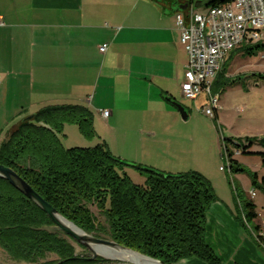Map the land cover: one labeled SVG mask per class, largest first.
Returning <instances> with one entry per match:
<instances>
[{"label":"crops","instance_id":"0c3cea01","mask_svg":"<svg viewBox=\"0 0 264 264\" xmlns=\"http://www.w3.org/2000/svg\"><path fill=\"white\" fill-rule=\"evenodd\" d=\"M196 1L0 0V136L5 124L43 109L83 105L114 156L185 172L172 141L194 110L181 90L188 55L177 15L196 11ZM176 103L186 109V121ZM251 250L253 260L247 255L241 264H264Z\"/></svg>","mask_w":264,"mask_h":264},{"label":"trees","instance_id":"16d2710c","mask_svg":"<svg viewBox=\"0 0 264 264\" xmlns=\"http://www.w3.org/2000/svg\"><path fill=\"white\" fill-rule=\"evenodd\" d=\"M232 1L214 0L210 7ZM239 49L232 51L227 61L238 53L254 55L264 49V43H250ZM226 62L213 82L214 94H218L215 87L225 73ZM92 119V112L79 105L46 108L21 120L0 145V165L15 171L63 218L90 236L115 242L164 264H176L189 257L218 264L205 241L207 210L214 199L208 181L197 172L172 175L139 165L136 168L147 174V185L137 186L125 175L127 162L114 156L107 144L65 149L60 139L64 125L76 124L83 134L93 138ZM252 145L249 142L244 153ZM260 157L264 168V153ZM231 169L233 173L242 171L233 157ZM257 179L255 187L264 190V179L261 185ZM242 208L248 222L258 217L254 204ZM74 243L40 206L0 177V249L12 261L115 264L101 257L90 261L77 255ZM49 255L57 259L48 261Z\"/></svg>","mask_w":264,"mask_h":264},{"label":"rangeland","instance_id":"374dc122","mask_svg":"<svg viewBox=\"0 0 264 264\" xmlns=\"http://www.w3.org/2000/svg\"><path fill=\"white\" fill-rule=\"evenodd\" d=\"M199 1L202 0H197L196 3ZM196 12L207 14L209 7L196 8ZM261 43H264V37L252 44ZM234 57L233 60L226 62L225 73L219 78L215 87L216 93L219 94L220 110L218 113L221 119L218 121L205 113V110L211 107L209 100L204 98L184 99L186 101L184 105L189 104L190 109L194 110L191 114L193 119L183 123V130L178 132L172 141V145L179 151L178 156L181 158L185 170L183 173L197 172L201 174L213 191L214 199L210 203L206 215L205 241L216 255L218 264H241L245 262V258H249L247 255H250L251 260L253 255L251 256L250 253L253 246L264 256V248L259 244L253 231L245 224L243 209L239 205L241 202L243 206L249 203L256 206V212L260 218L258 221H249L250 226L256 231L259 221L264 220V190L257 189L254 185L256 176L259 185L264 179V168L260 157V154L264 153V49L251 56L244 52L238 53ZM194 106L195 108H193ZM242 106L245 109L241 111L239 107ZM20 120L5 124L7 126L0 139ZM92 120L93 138L83 134L76 124L67 123L64 125L60 139L65 149H88L103 143L98 132L99 126L94 117ZM230 141L235 142L238 146L232 145ZM249 142H252L253 145L244 153V147ZM226 147L233 154L237 150L241 151V155L233 157V160L240 164L242 171L231 173L228 169L222 170L227 166ZM126 162L129 165L124 168L126 177L137 186H146L147 174L136 168L141 164ZM154 169L172 174L167 170ZM236 188L239 196H237ZM253 189L257 190V197L254 199L250 197V192ZM92 210L99 216L95 207H92ZM56 228L59 230L58 227ZM74 246L77 255L85 258L93 256L92 252L84 246L78 243H74ZM56 259L55 256L49 255L47 260ZM110 261L115 264H132L121 260L111 259ZM0 264L28 263L12 261L0 249ZM176 264L212 263L203 258L189 257Z\"/></svg>","mask_w":264,"mask_h":264},{"label":"built area","instance_id":"2783aa9c","mask_svg":"<svg viewBox=\"0 0 264 264\" xmlns=\"http://www.w3.org/2000/svg\"><path fill=\"white\" fill-rule=\"evenodd\" d=\"M177 27L181 34V44L188 55L185 78L181 84L183 97L197 100L205 94L211 103L205 113L215 118L219 109V95L212 91L213 82L232 51L263 39L264 0H234L222 6L209 7L207 14L198 13L193 8L180 11L177 15ZM100 50L105 53L108 45L102 46ZM102 115L108 119L110 112L103 111ZM229 152L226 147L227 166L222 170L228 169L233 173L231 158L240 156L241 151L237 150L235 154ZM250 197H257L256 189L250 192ZM259 218L260 216L255 220L258 221ZM243 219L264 248V220L259 221L255 231L244 213Z\"/></svg>","mask_w":264,"mask_h":264},{"label":"water","instance_id":"95a60500","mask_svg":"<svg viewBox=\"0 0 264 264\" xmlns=\"http://www.w3.org/2000/svg\"><path fill=\"white\" fill-rule=\"evenodd\" d=\"M213 1L214 0L199 1L195 4V8L199 9L201 7H210V4L213 3ZM187 7L188 6H185L183 7V9ZM175 105L178 108L179 112L181 113L183 120L186 121L188 118L186 109L178 103H176ZM0 177L8 180L15 188L20 190L31 200H33L38 206H40L48 214L50 219L54 222L55 226L58 227L61 232L71 237L78 244L90 250L93 256L88 260L94 261L97 260L98 257H101V258H105L106 260L119 258L121 260L130 261L134 263H146V262L154 261L159 264H164L163 262L152 259L135 251L122 248L115 242L95 238L93 236L86 234L75 224L63 218L55 208H53L48 202H46L37 192L33 190V188L25 180H23L12 169L0 165ZM62 263L63 262H60L59 264Z\"/></svg>","mask_w":264,"mask_h":264},{"label":"bare ground","instance_id":"6f19581e","mask_svg":"<svg viewBox=\"0 0 264 264\" xmlns=\"http://www.w3.org/2000/svg\"><path fill=\"white\" fill-rule=\"evenodd\" d=\"M117 247V246H116ZM118 248H120V247H118ZM122 249V248H121ZM125 250V249H124ZM127 251H129V250H127ZM131 252V251H130ZM134 253V252H133ZM135 254H137V253H135ZM139 255V254H138ZM112 260H121V259H119V258H113ZM121 261H125V260H121ZM126 262H130V261H126ZM130 263H132V264H159V263H157V262H154V261H151V262H146V263H134V262H130Z\"/></svg>","mask_w":264,"mask_h":264}]
</instances>
